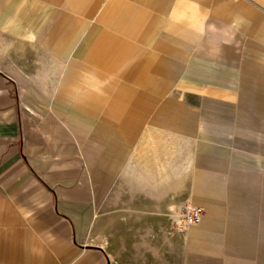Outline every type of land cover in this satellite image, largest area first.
Returning <instances> with one entry per match:
<instances>
[{
  "label": "crops",
  "instance_id": "1",
  "mask_svg": "<svg viewBox=\"0 0 264 264\" xmlns=\"http://www.w3.org/2000/svg\"><path fill=\"white\" fill-rule=\"evenodd\" d=\"M0 264H264V0H0Z\"/></svg>",
  "mask_w": 264,
  "mask_h": 264
},
{
  "label": "built area",
  "instance_id": "2",
  "mask_svg": "<svg viewBox=\"0 0 264 264\" xmlns=\"http://www.w3.org/2000/svg\"><path fill=\"white\" fill-rule=\"evenodd\" d=\"M203 209L198 206L190 205L185 211V222L186 224H198L201 222L203 217Z\"/></svg>",
  "mask_w": 264,
  "mask_h": 264
}]
</instances>
